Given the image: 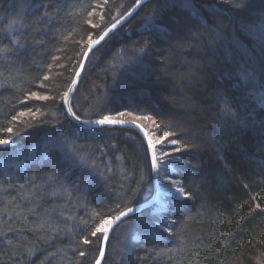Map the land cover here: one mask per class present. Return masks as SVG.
Returning a JSON list of instances; mask_svg holds the SVG:
<instances>
[{
  "label": "trees",
  "instance_id": "1",
  "mask_svg": "<svg viewBox=\"0 0 264 264\" xmlns=\"http://www.w3.org/2000/svg\"><path fill=\"white\" fill-rule=\"evenodd\" d=\"M137 1L0 0V264H94L91 233L151 196L141 138L62 107ZM87 63L75 115L150 117L188 197L167 232L150 208L118 224L102 264H264V0H150Z\"/></svg>",
  "mask_w": 264,
  "mask_h": 264
},
{
  "label": "water",
  "instance_id": "2",
  "mask_svg": "<svg viewBox=\"0 0 264 264\" xmlns=\"http://www.w3.org/2000/svg\"><path fill=\"white\" fill-rule=\"evenodd\" d=\"M150 2V0H138L133 6H131V8L124 13L123 15H121L120 17H118L119 19L116 20L115 22H113L112 24H110L108 26V28L105 29V31H103L98 38H96L95 40H93V42H91L87 48L85 49V51L83 52L84 54L82 55V58L79 62V66L74 74V77L71 81V83L69 84V88L67 89V91L65 92V94L63 95V100H62V107L65 110V113L67 115V118L70 119L78 128H82L85 130H102V129H111L112 127H119V128H129L130 130H132L133 132H135L138 137H140L145 146L148 148V152H149V159L151 160V167L153 169V180H154V186L152 189V194L150 197H148L147 200L132 206V207H128L126 210L118 213V215H116V217L121 216L120 220H116V217H114L113 219H111L113 221L112 225L108 228V231L106 233L101 234V243H100V250L98 255L96 256V260L94 262V264H97V260H99L100 264L103 263L104 261V256L107 250V244L108 241L110 239V234L112 233V231L118 226V224H120L122 221L126 220L128 217L137 215L138 212L143 211L145 209H148V207H152V208H157V206H154L155 204H158V200H159V196L161 194L160 191V187H161V180H160V176H159V169L157 168L156 165V158H155V149L153 148L152 145V141L150 139V137L148 136V128L150 125V122L152 121L150 117H138V116H132L131 114H129L126 111L123 112H119V113H113L112 115H107L104 118L101 119H96V120H86L83 118H78L74 111L73 108L71 107V102H72V96L75 93V91L78 88V84L82 78V73L87 65V61L89 59V57L91 56V54L93 53V51L95 49H97L100 45H102L104 42H106V40L108 39V37L110 35H112L114 32L118 31L119 28L123 25H125L126 23L129 22V20L131 19L132 16H134L141 8L142 5L146 4ZM115 26V27H114ZM105 33H107V35H105ZM101 37H103V39H101ZM99 40V43H96V41ZM111 119V120H116L119 121V123H114V124H106V125H99L97 123H95L96 121L102 120V119ZM139 125V127H136V125ZM131 208L134 211L130 212L127 216H122V213L124 212H128V209Z\"/></svg>",
  "mask_w": 264,
  "mask_h": 264
},
{
  "label": "rangeland",
  "instance_id": "3",
  "mask_svg": "<svg viewBox=\"0 0 264 264\" xmlns=\"http://www.w3.org/2000/svg\"><path fill=\"white\" fill-rule=\"evenodd\" d=\"M101 14H102L101 9L97 8V6H96V8L94 10V15L91 17L95 18L96 15L98 17H100ZM95 19H97V18H95ZM92 21H93V23L97 24L96 22H94V20H92ZM88 42L90 44L93 41H91V39H89ZM34 96L43 97V96H40V94H38V93H35ZM156 127L157 126L153 125V120H152L150 122V125L148 128V130H149L148 136L150 137V139L152 141L153 148L155 149V155L154 156L156 158L155 159L156 165H157V168L160 170L159 176H160V180H161V187H160L161 194H160L159 200H158L159 203L154 205V206H157V209H152V207H148V208H150L149 213L152 216V219H153L152 221H153V224H155V227L158 230H162L164 232H167V229H168L167 225L171 224V222L173 221L172 215H171L173 209L169 206V204H170L169 200L174 199V197L175 198L180 197L179 194L175 191V188L173 186L177 185V187H179V188L182 186V180L177 179L175 177L177 172H176V168L174 166V164H178L181 161V157H177L178 149L180 146H179L177 141L172 139V137L169 135L168 132L157 135L156 129H155ZM133 133H135V132H133ZM142 142H143V140H142ZM0 144H3V143H0ZM143 144H144V142H143ZM3 145L12 146L13 143L10 142L8 144H3ZM144 146H145V144H144ZM145 148L147 150V156L149 159L148 148L146 146H145ZM149 163H150L149 165H150V169H151V179H150L151 180V188L153 189V186H154L153 169L151 167V160L150 159H149ZM159 165H162L164 167V169H166V172H168V173L162 174L161 173V167ZM171 189H173V190H171ZM185 197H187V194ZM164 206H166V207H164ZM105 219H111V218H105ZM103 221L99 226H101L103 224ZM101 234H102V232H101ZM133 236H135V238L139 237V235H137V233H134Z\"/></svg>",
  "mask_w": 264,
  "mask_h": 264
},
{
  "label": "snow or ice",
  "instance_id": "4",
  "mask_svg": "<svg viewBox=\"0 0 264 264\" xmlns=\"http://www.w3.org/2000/svg\"><path fill=\"white\" fill-rule=\"evenodd\" d=\"M114 27H115V26H114ZM105 35H107V33H105ZM101 39H103V37H101ZM99 42H100L99 40L96 41V43H99ZM45 79H48V77H45ZM38 99H45V100H46L47 97H38ZM21 115H23V114H21ZM95 123H97V124H99V125H106V124L119 123V121L111 120V119L105 118V119H102V120L96 121ZM136 127H139V125L137 124ZM0 143L8 144V143H10V141H8V140H4V141H0ZM175 191H176L177 193H179V192H180V188L177 187V188L175 189ZM184 198L187 199L188 197H184ZM133 211H134L133 209L129 208V209H128V212H124V213H122V216H127L130 212H133ZM120 219H121V216L116 217V220H117V221L120 220ZM112 223H113V221H112L111 219H105V220L103 221V224H102L100 227L96 228L95 231H93V232L91 233V235H92V236H96L97 233H101V232L106 233V232L108 231V228L112 225ZM83 242H84V243H88L87 240H84ZM97 264H100L99 260H97Z\"/></svg>",
  "mask_w": 264,
  "mask_h": 264
},
{
  "label": "bare ground",
  "instance_id": "5",
  "mask_svg": "<svg viewBox=\"0 0 264 264\" xmlns=\"http://www.w3.org/2000/svg\"><path fill=\"white\" fill-rule=\"evenodd\" d=\"M159 166L161 167V173H162V174H167V173H168V172H166V169H164V167H163L162 165H159ZM172 186H173V185H172ZM173 187L176 189V188H177V185H174ZM171 188H172V187H171ZM171 190H173V189H171ZM178 194H180V193H178ZM183 199H184V198H181V199H180V197H179V198H177V197L175 198V197H174V200H177V201H181V200H183Z\"/></svg>",
  "mask_w": 264,
  "mask_h": 264
},
{
  "label": "built area",
  "instance_id": "6",
  "mask_svg": "<svg viewBox=\"0 0 264 264\" xmlns=\"http://www.w3.org/2000/svg\"><path fill=\"white\" fill-rule=\"evenodd\" d=\"M185 190H183V188H182V186L180 187V194H179V196H180V199L181 198H184L185 196H186V194H185V192H184ZM164 207H166V206H164ZM172 210V209H171Z\"/></svg>",
  "mask_w": 264,
  "mask_h": 264
}]
</instances>
